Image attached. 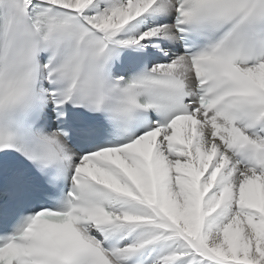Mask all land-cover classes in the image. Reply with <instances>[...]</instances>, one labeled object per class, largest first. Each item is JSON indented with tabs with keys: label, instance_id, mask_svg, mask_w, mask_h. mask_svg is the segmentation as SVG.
I'll use <instances>...</instances> for the list:
<instances>
[{
	"label": "snow or ice",
	"instance_id": "6c2138e0",
	"mask_svg": "<svg viewBox=\"0 0 264 264\" xmlns=\"http://www.w3.org/2000/svg\"><path fill=\"white\" fill-rule=\"evenodd\" d=\"M0 264H264V0H0Z\"/></svg>",
	"mask_w": 264,
	"mask_h": 264
}]
</instances>
